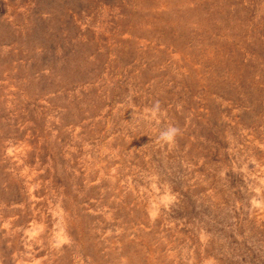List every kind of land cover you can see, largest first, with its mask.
Returning <instances> with one entry per match:
<instances>
[{"label": "rangeland", "instance_id": "rangeland-1", "mask_svg": "<svg viewBox=\"0 0 264 264\" xmlns=\"http://www.w3.org/2000/svg\"><path fill=\"white\" fill-rule=\"evenodd\" d=\"M0 264H264V0H0Z\"/></svg>", "mask_w": 264, "mask_h": 264}, {"label": "clouds", "instance_id": "clouds-1", "mask_svg": "<svg viewBox=\"0 0 264 264\" xmlns=\"http://www.w3.org/2000/svg\"><path fill=\"white\" fill-rule=\"evenodd\" d=\"M153 116L157 115L161 111L159 101H155L152 108L149 110ZM179 134V129L173 125L167 126L164 130L159 132V140L164 143L173 142L175 137Z\"/></svg>", "mask_w": 264, "mask_h": 264}]
</instances>
